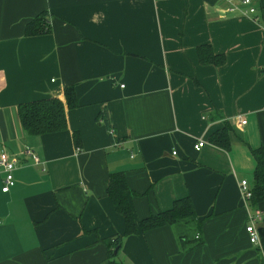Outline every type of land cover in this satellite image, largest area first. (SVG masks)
<instances>
[{
	"label": "crops",
	"instance_id": "0c3cea01",
	"mask_svg": "<svg viewBox=\"0 0 264 264\" xmlns=\"http://www.w3.org/2000/svg\"><path fill=\"white\" fill-rule=\"evenodd\" d=\"M251 5L257 21L240 0H0V149L16 159L8 192L0 167V264H264L245 231L254 208L264 225V201L238 188L264 150V0ZM40 13L45 31L25 35ZM200 45L223 64H200ZM68 85L66 128L27 134L18 104L64 102ZM225 126L222 148L209 136ZM113 171L136 221L183 197L196 218L124 235L105 194Z\"/></svg>",
	"mask_w": 264,
	"mask_h": 264
},
{
	"label": "trees",
	"instance_id": "16d2710c",
	"mask_svg": "<svg viewBox=\"0 0 264 264\" xmlns=\"http://www.w3.org/2000/svg\"><path fill=\"white\" fill-rule=\"evenodd\" d=\"M46 24L45 16L40 13L26 25L24 34L28 36L41 34L45 31ZM197 57L202 65H221L224 62V55L213 53L209 45L198 46ZM63 92L64 102L52 97L18 104V119L22 129L27 134H50L66 128L65 109L76 107L78 104L72 85L65 86ZM98 118L103 119L107 126H110L105 112L100 113ZM72 137L76 143L78 134L74 132ZM209 141L219 147L227 148L229 145L227 126L214 131L209 136ZM251 153L255 160V168L252 173V197L250 202L253 205H257L259 202L264 201V150L259 147L252 149ZM128 193L129 188L124 172H110L105 182V194L110 200L114 211L123 218V234L126 236L145 233L158 227L173 224L180 219L196 218L192 201L189 197H183L175 200L171 208L158 211L136 221L128 200ZM258 235L259 244L264 251V225L258 228ZM120 241V235L115 236L113 239H108L106 245L108 257H112V251L119 248ZM110 264L122 263L110 261Z\"/></svg>",
	"mask_w": 264,
	"mask_h": 264
},
{
	"label": "built area",
	"instance_id": "2783aa9c",
	"mask_svg": "<svg viewBox=\"0 0 264 264\" xmlns=\"http://www.w3.org/2000/svg\"><path fill=\"white\" fill-rule=\"evenodd\" d=\"M241 5L244 6V9L240 10L243 15H253V21L258 20V15H255V8L251 5V0H240ZM229 11H236L238 7L234 4H230ZM100 122H104L103 119H100ZM240 123H244V121H240ZM108 132L110 135L113 134V130L110 128L108 129ZM205 141L203 139H198L193 144L194 150H199L203 145ZM114 146H118L120 143L118 141H115L112 143ZM25 153L31 155L33 161L35 163L39 162V158L36 154H34L29 148L25 149ZM16 165V159L15 157H10L7 152L2 148L0 149V167L2 168L4 172V177L2 179V186L1 191L2 192H8L10 187L14 184L12 171ZM239 192L242 196L243 201L249 205L251 197H252V191L251 187L249 186L246 179H241L238 184ZM261 219V210L259 208H254L249 215L250 223L245 226V231L248 234L249 241L253 244L259 245V235H258V229L256 228L255 224L257 221Z\"/></svg>",
	"mask_w": 264,
	"mask_h": 264
},
{
	"label": "water",
	"instance_id": "95a60500",
	"mask_svg": "<svg viewBox=\"0 0 264 264\" xmlns=\"http://www.w3.org/2000/svg\"><path fill=\"white\" fill-rule=\"evenodd\" d=\"M113 252L116 253V249H114Z\"/></svg>",
	"mask_w": 264,
	"mask_h": 264
}]
</instances>
